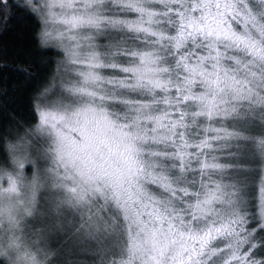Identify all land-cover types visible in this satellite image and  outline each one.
Instances as JSON below:
<instances>
[{
    "label": "snow or ice",
    "instance_id": "6c2138e0",
    "mask_svg": "<svg viewBox=\"0 0 264 264\" xmlns=\"http://www.w3.org/2000/svg\"><path fill=\"white\" fill-rule=\"evenodd\" d=\"M13 9L56 58L0 130V264H264V0Z\"/></svg>",
    "mask_w": 264,
    "mask_h": 264
},
{
    "label": "trees",
    "instance_id": "16d2710c",
    "mask_svg": "<svg viewBox=\"0 0 264 264\" xmlns=\"http://www.w3.org/2000/svg\"><path fill=\"white\" fill-rule=\"evenodd\" d=\"M35 29V21L17 9L7 26L0 27V130L31 119L33 85L49 72L56 58L54 50L39 45Z\"/></svg>",
    "mask_w": 264,
    "mask_h": 264
},
{
    "label": "rangeland",
    "instance_id": "374dc122",
    "mask_svg": "<svg viewBox=\"0 0 264 264\" xmlns=\"http://www.w3.org/2000/svg\"><path fill=\"white\" fill-rule=\"evenodd\" d=\"M84 259H88L87 257H83Z\"/></svg>",
    "mask_w": 264,
    "mask_h": 264
}]
</instances>
